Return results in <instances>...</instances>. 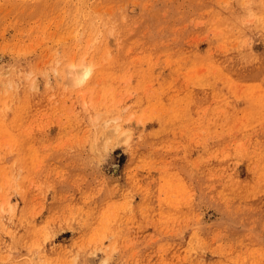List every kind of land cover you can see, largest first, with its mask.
Returning a JSON list of instances; mask_svg holds the SVG:
<instances>
[{
	"label": "rangeland",
	"instance_id": "obj_1",
	"mask_svg": "<svg viewBox=\"0 0 264 264\" xmlns=\"http://www.w3.org/2000/svg\"><path fill=\"white\" fill-rule=\"evenodd\" d=\"M0 264H264V0H0Z\"/></svg>",
	"mask_w": 264,
	"mask_h": 264
},
{
	"label": "bare ground",
	"instance_id": "obj_2",
	"mask_svg": "<svg viewBox=\"0 0 264 264\" xmlns=\"http://www.w3.org/2000/svg\"><path fill=\"white\" fill-rule=\"evenodd\" d=\"M59 75L70 85L80 86L84 85L88 81L91 83L96 80L99 76V71L96 69V65L92 62L82 60L79 63H71L66 67L64 73L59 72Z\"/></svg>",
	"mask_w": 264,
	"mask_h": 264
}]
</instances>
